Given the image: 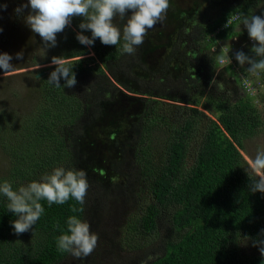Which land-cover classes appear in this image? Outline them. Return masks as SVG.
Segmentation results:
<instances>
[{"label":"trees","instance_id":"trees-1","mask_svg":"<svg viewBox=\"0 0 264 264\" xmlns=\"http://www.w3.org/2000/svg\"><path fill=\"white\" fill-rule=\"evenodd\" d=\"M240 1L241 8L227 9L208 33L237 14L232 17L234 24L219 38L235 35L232 30L240 14L248 13L251 2L260 0ZM81 19H73L71 27L66 28L70 35L66 36L67 46L53 55L74 65L76 85L63 87V79L61 87L49 84L47 79L55 66L46 68L40 72L38 103L29 115L19 118L0 113V147L11 162L8 175L0 182L6 180L14 189L39 180L56 167L82 169L81 142L86 127L98 118L103 103L119 93V76L131 73L142 63V45L129 55L121 52L120 44L105 46L99 39L91 47L80 44L76 33ZM114 23L122 29L125 20L117 17ZM83 34L91 36L90 31ZM91 53L94 57L85 58ZM53 56L45 63L50 64ZM138 81L144 110L133 123L130 139L122 145L121 160L111 165L123 183L103 186L87 176L89 188L84 205L72 199L51 206L44 201L43 215L32 230L19 236L11 226L17 217L7 210V200L0 195V264H123L111 249L103 251L100 240L104 239V231L99 225L131 212L137 214L141 235L153 238L148 247L159 238L160 222L166 215L174 232L153 259L149 255L134 264H264V256L253 246L254 240H264V193L250 191L252 181L242 153L245 140L257 135L263 126L258 107L249 97L217 104L216 121H209L203 128L201 112L187 97L192 88L202 85L214 89L212 74L190 84L165 74L158 81L144 77ZM120 86L125 89L124 84ZM165 101L194 108L167 141L162 154L153 160L146 146L147 133L156 117V106ZM197 134L202 139L189 164L190 143ZM144 195L149 197L147 202ZM73 207L82 210L73 213ZM74 214L91 221L101 244L86 259H75L57 250L56 238L61 231L54 226L58 223L66 231V220ZM242 240L249 241L259 254L244 255Z\"/></svg>","mask_w":264,"mask_h":264},{"label":"rangeland","instance_id":"rangeland-1","mask_svg":"<svg viewBox=\"0 0 264 264\" xmlns=\"http://www.w3.org/2000/svg\"><path fill=\"white\" fill-rule=\"evenodd\" d=\"M26 2L27 0H0V5L7 4L6 10L0 9V28L3 29L0 32V53L11 55V63L14 65V70L8 73H3L0 69V113H12L19 118L29 115L35 109L39 96L40 72L52 67L45 60L55 52L61 53L68 44L66 36L69 35L65 29L57 35V46L46 49L40 37L24 22L28 10L22 15L14 12L16 7ZM169 3L165 20L150 29L144 39L142 63L131 73L119 76V81L116 82L119 93L103 103L98 118L84 131L81 168L89 178L103 186L123 183L122 177L112 171L111 165L116 160H121L122 145L130 139L133 123L144 110L138 81L141 77L148 81H158L163 74L173 75V80L190 84L200 80L205 74H212L211 83H218L217 88L205 89L202 85L199 89L192 88L190 97H187L195 102V108L201 112L203 128L209 121H216L217 104H232L249 97L260 111L263 126L257 135L245 140L242 153L249 162L257 149H264V73L254 76L247 72V65L241 67L235 60L237 51L242 50L251 55L252 41L242 27L241 18L244 15L262 14L264 0L251 2L252 9L248 13L240 14V20L233 25L232 31L235 35L225 40L219 38L220 33L226 30L225 27L218 28L213 33H208V30L227 9L241 8L240 0H169ZM235 15L232 17H236ZM232 17L229 16L226 27L234 21ZM17 53H23V58L16 59ZM221 56L224 57L223 62L220 60ZM89 57H94L93 53L85 58ZM89 63L91 61L87 62ZM157 73L158 76L155 77ZM120 84H124L125 89ZM194 106L172 101L156 106V117L148 130L146 144L153 160L162 154L167 141L174 135L175 130L180 129ZM201 139L202 136L197 134L190 143L189 164L193 161ZM10 168V159L0 147V178L7 176ZM148 198L144 195L146 202ZM166 217L167 215L160 222L159 238L153 246L148 247L153 238L145 239L141 235L137 226V214L133 212L130 215L123 214L108 224L101 223L99 226L104 231V239L100 240L102 245L98 239L97 246L101 245L104 252L111 249L112 255L122 260L123 264L138 263L149 255L153 259L160 253V245L174 235ZM89 223L91 230L97 233L91 221ZM240 246L244 255L259 254L247 240H242Z\"/></svg>","mask_w":264,"mask_h":264},{"label":"clouds","instance_id":"clouds-1","mask_svg":"<svg viewBox=\"0 0 264 264\" xmlns=\"http://www.w3.org/2000/svg\"><path fill=\"white\" fill-rule=\"evenodd\" d=\"M169 7V0H27L14 12L22 15L28 10L24 22L40 37L46 49L57 46V35L71 27L74 18H82L78 25L80 31L76 33L80 44L91 47L99 39L105 46L120 44L121 52L131 55L144 43L148 31L165 20ZM0 9L6 10L7 4L0 5ZM117 17L125 20L122 29L114 23ZM241 24L252 41L251 55L237 51L235 60L241 67L247 65V72L254 76L264 73V12L242 16ZM224 27L229 28L225 24L222 29ZM84 31H90L91 36L84 35ZM22 58L23 53L16 54V59ZM12 59L8 53H0L3 73L14 70ZM228 59L231 62L230 56ZM220 60L223 62L224 57L221 56ZM53 65L55 69L49 74L48 83L61 87L63 79V87L73 88L77 83L74 65L58 56L51 58L49 66ZM217 84L212 85L217 88ZM246 172L252 181L250 191L264 193V149H257L248 162ZM88 188L87 173L83 169L60 166L45 173L39 180H32L16 189L6 180L0 182V195L7 200V210L17 217L11 226L19 236L32 230L43 215L45 209L42 202L46 201L49 206L62 205L72 199L84 205ZM80 210L72 208L73 213ZM54 227L61 231L56 238V246L62 253H68L75 259H86L97 247L98 235L91 231L90 223L78 215L67 218L66 231L58 223ZM261 233L264 234V229ZM253 246L258 247L261 256H264V240H254Z\"/></svg>","mask_w":264,"mask_h":264}]
</instances>
